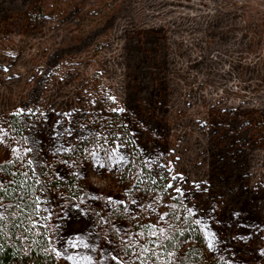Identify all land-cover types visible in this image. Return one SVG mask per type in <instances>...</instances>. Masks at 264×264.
I'll list each match as a JSON object with an SVG mask.
<instances>
[{
    "label": "rangeland",
    "instance_id": "rangeland-1",
    "mask_svg": "<svg viewBox=\"0 0 264 264\" xmlns=\"http://www.w3.org/2000/svg\"><path fill=\"white\" fill-rule=\"evenodd\" d=\"M168 1L165 13L160 0H0V164L26 155V140L51 144L54 121L74 129L70 143L57 141L67 151L48 157L65 177L48 185L59 194L39 195L55 264H150L185 224L201 230L210 257L264 264V0ZM209 10V30L184 29ZM29 110L46 114L47 127L30 130ZM161 177L173 185L168 198ZM136 184L155 187L144 207L118 203ZM176 188L209 189L197 197L206 214H189ZM70 190L93 207L61 229L70 242L59 247L61 221L43 208ZM93 195L113 200L103 208L85 199ZM164 212L171 227L154 219ZM121 244L128 254L110 259Z\"/></svg>",
    "mask_w": 264,
    "mask_h": 264
},
{
    "label": "snow or ice",
    "instance_id": "snow-or-ice-1",
    "mask_svg": "<svg viewBox=\"0 0 264 264\" xmlns=\"http://www.w3.org/2000/svg\"><path fill=\"white\" fill-rule=\"evenodd\" d=\"M113 111L123 112V110H119V109H113ZM124 115L127 117V113H124ZM25 119L30 121V130L39 131L40 129L47 127L46 114L33 113L32 110H29L28 115L25 117ZM140 119L144 124H147L145 120H143L142 118ZM130 122L134 123V121H130ZM73 134H74V129L71 126L65 128L63 124H61L59 121H54L53 125L49 128V137H55V139L52 140L51 144L45 146V141L41 139L26 140V146L23 149L26 155L17 156L15 162L11 159H5L4 164H0V189H6L8 186L13 185L15 183V177L17 173L20 172L22 169H24L22 174L26 179L29 178V174H31L32 177H36L37 174L43 177V179H38V178L35 179V184L39 186L37 188L38 192L42 193L45 197L48 196L49 191H56L57 194H59L58 191L59 186L57 184H53L51 189L48 187V185L52 182L54 178H59L60 180H63L65 179V177L59 171L52 169V164L50 163L48 157L50 156L53 159H57L58 154L60 152L67 151V149L63 147V144H59L58 146L57 141L63 138V143H70L71 141L68 138L72 137ZM136 138L137 136L134 134L133 139ZM133 147L135 146L133 145ZM93 155L96 156L98 154H93ZM103 155L107 156V152L105 151ZM145 155H148V153H145ZM85 159L89 165H93L98 170L103 168L105 171H108L109 169L108 163L95 164L92 159H88V158ZM108 159L111 160V157H108ZM7 165H11L15 169V171L9 172ZM79 167H80V171L83 172V167L82 166ZM50 171H54V175H50L49 174ZM112 171L114 172L115 169L113 168ZM69 174L72 173L69 171ZM7 176H11L12 179H7L6 178ZM160 179L164 183H167L169 192L165 194V198H168L173 185L172 183H168L167 180L164 179V177H161ZM175 179L176 178H173V181ZM129 183H131V181H129ZM161 187H163V184L161 185ZM15 191L16 189L13 188L12 192L4 191L3 194H0V208H5V205L2 203V201L7 197H11L13 195V192ZM208 191L209 189L207 188H201L200 192H196L194 190L185 192L183 191L182 188H176L175 192L177 195L176 197H172V198L175 200L177 198L182 197L183 202L190 204L191 206L187 208V212L189 214L195 215L196 213L193 212V209L195 208L197 209L199 214L204 215L206 214V210L201 208V205L197 200V197L203 195ZM70 192L71 195L69 196L61 195L60 200L56 202H54L52 199H47L45 201V207L43 208L44 213H47L54 220L61 221L59 226L53 232V236L57 240V244L59 247H63L64 243L70 242V241H66L65 234L61 232V229L65 227L67 222H69L71 219L74 218V215L82 217L85 211L93 207L92 204H89L87 208H82V205L84 204V200L79 201V203H74L73 201L75 200L76 193L72 192L71 190ZM154 192H155V187L151 189H142L139 184H136L133 188H129L128 191L122 194V198L118 200V203L123 204L124 198H128V203L131 206H133L134 208H143L144 205L142 204V200L144 196H148ZM139 193H143V196L138 195ZM85 199L90 200L93 203H99L103 208H108L113 200V197L109 196L107 200H102L100 196L93 195L91 197L86 196ZM194 200H197V202L192 203ZM36 206L37 208H39V203H37ZM169 207L174 208L175 205H169ZM124 211L127 212L128 209H124ZM165 217L172 219L173 212H164L163 215L157 213L154 219H158L164 222L166 226L171 227V225H168L167 222L165 221ZM175 219L178 221L181 218L179 215H176ZM197 223H199V221H197ZM162 231L163 229H161V232ZM216 235H218V233ZM188 238H189V234H185L182 238L175 235L172 237V239L176 240V244L172 245V247L175 248V251L167 252V256L171 261L174 262V264H183V259L185 256L183 245L185 244ZM165 239H167V237ZM232 239H235V237H232ZM222 240L223 237H220L219 239H216V243L220 244ZM112 243L113 244L115 243L114 236L112 238ZM169 244H171V241H169ZM72 246L75 247L76 244L73 242ZM85 247H87V245H85ZM164 247H166V245H164L163 243L157 246L158 249H163ZM209 247H212L211 243L209 244ZM122 251L124 252L125 255H127L128 254L127 246L121 244L120 247L113 248L114 254L112 257H110V259L112 260L122 259V257L120 256V253ZM142 251H148V249H142ZM151 257L153 259V264H155V260L158 258V251L156 250L152 251Z\"/></svg>",
    "mask_w": 264,
    "mask_h": 264
},
{
    "label": "trees",
    "instance_id": "trees-1",
    "mask_svg": "<svg viewBox=\"0 0 264 264\" xmlns=\"http://www.w3.org/2000/svg\"><path fill=\"white\" fill-rule=\"evenodd\" d=\"M160 1L163 3L159 8L168 13L170 2L168 0ZM214 14L215 12L210 10L207 12L198 11L192 15L193 18L188 20L189 23L184 22L186 24L184 29L192 31L193 26H201L203 31H207L215 23ZM153 25L159 26L160 24ZM174 29L175 27L172 26V30ZM171 39L173 42L177 40L176 37ZM176 58L177 56L170 58L174 65L177 63ZM223 76L227 77L226 73ZM8 170L9 172L15 171L13 167ZM23 171L24 169L17 173L13 185L6 189H0V194H3L4 191L12 192L13 188L16 189L11 197L2 201L7 210L3 212L0 208V264H55L48 230L38 224L40 208H37L36 205L39 203L40 192L37 191L39 186L35 184V178L31 174L26 179L22 174ZM6 178L12 179L11 176ZM185 234H189V238L183 245L185 252L183 264H229L222 259L210 257L203 251L206 247V239L198 227L185 224L176 236L182 238ZM161 243L166 247L158 249V258L155 260V264H174L167 256V252L175 251L172 245L176 244V240L168 238L158 242L157 246ZM146 258L150 264H153L151 254ZM143 260L145 259L143 258Z\"/></svg>",
    "mask_w": 264,
    "mask_h": 264
}]
</instances>
